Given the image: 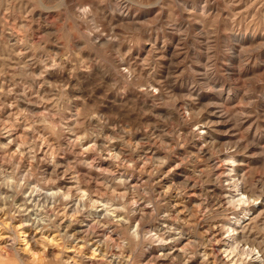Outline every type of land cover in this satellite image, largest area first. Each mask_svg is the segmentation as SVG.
Segmentation results:
<instances>
[{
    "label": "clouds",
    "instance_id": "clouds-1",
    "mask_svg": "<svg viewBox=\"0 0 264 264\" xmlns=\"http://www.w3.org/2000/svg\"><path fill=\"white\" fill-rule=\"evenodd\" d=\"M0 264H264V0H0Z\"/></svg>",
    "mask_w": 264,
    "mask_h": 264
}]
</instances>
